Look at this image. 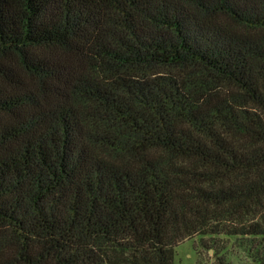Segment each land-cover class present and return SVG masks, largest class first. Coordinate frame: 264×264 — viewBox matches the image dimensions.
I'll use <instances>...</instances> for the list:
<instances>
[{
	"label": "trees",
	"instance_id": "16d2710c",
	"mask_svg": "<svg viewBox=\"0 0 264 264\" xmlns=\"http://www.w3.org/2000/svg\"><path fill=\"white\" fill-rule=\"evenodd\" d=\"M196 236L264 264V0H0V264Z\"/></svg>",
	"mask_w": 264,
	"mask_h": 264
},
{
	"label": "rangeland",
	"instance_id": "374dc122",
	"mask_svg": "<svg viewBox=\"0 0 264 264\" xmlns=\"http://www.w3.org/2000/svg\"><path fill=\"white\" fill-rule=\"evenodd\" d=\"M223 241L226 239L224 237ZM208 237L196 236L178 244L175 249L174 264H214V259L210 251L204 248V241ZM231 245L233 240L225 241ZM231 264H254L251 263L243 253L230 255Z\"/></svg>",
	"mask_w": 264,
	"mask_h": 264
}]
</instances>
